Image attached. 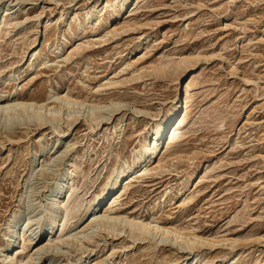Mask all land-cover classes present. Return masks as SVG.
<instances>
[{"label": "rangeland", "instance_id": "obj_1", "mask_svg": "<svg viewBox=\"0 0 264 264\" xmlns=\"http://www.w3.org/2000/svg\"><path fill=\"white\" fill-rule=\"evenodd\" d=\"M95 1L0 0V74L12 73L0 101L61 105L62 118L79 116L40 128L31 114H0V250L22 233L42 241L58 200L63 232L75 236L42 264L81 256V264H264V0H126L99 16L89 11ZM193 55L200 58L179 83L147 69ZM190 75L183 124L157 156L161 167L123 175L96 216L118 199L113 214L156 219L206 244L136 239L127 226L82 233L87 205L114 168L132 165L155 114L181 98ZM93 108L107 125L91 131L84 119ZM15 247L26 260L29 249Z\"/></svg>", "mask_w": 264, "mask_h": 264}, {"label": "bare ground", "instance_id": "obj_2", "mask_svg": "<svg viewBox=\"0 0 264 264\" xmlns=\"http://www.w3.org/2000/svg\"><path fill=\"white\" fill-rule=\"evenodd\" d=\"M125 2L126 0H102V2L99 4V0H96L95 2H93L92 5H90L89 11L90 12L94 11V13L97 16H99L100 14H102L104 10H106L109 6L115 3L120 4V6L123 8L124 5H126ZM91 16H92L91 14L90 16L87 14V19L89 20ZM4 21L6 20L2 19L0 22L4 23ZM34 55L35 54L33 53L30 57L33 58ZM199 58H200L199 55L182 56L178 60L171 62V64L161 65V64L155 63L156 65L149 66L147 67V69L150 70L149 74L173 75L175 76V79L179 83L180 80L184 77V75H186L187 72L190 70L191 63L194 60H197ZM6 74H0V84L5 83L11 79L12 73L10 75H6ZM192 78L193 76H191L190 79L186 82L185 88H184V94L181 96L180 99H176L172 101L170 106L168 107H161L158 110V112L155 114L156 118H154V121H153L154 125L151 129V132L148 134V138L145 137L142 140L140 144V148L138 149L137 154L134 157L132 165H128L124 161L121 162L120 164L118 163L119 166L114 168V170L111 172V175L109 176V179L106 182L105 186L101 187V193H98L95 196V198L87 205L86 213L90 212L89 217L91 218V220L89 219L90 221L81 228L82 233L85 234L86 229L88 230V228H93V227L94 228L97 227V228H101L105 230H108V229L109 230H124L125 227L127 226V229H129V232L133 234V237L136 236V239L137 238L144 239V238H147V236L149 237L152 236L151 239H153L154 237L158 236L160 237V240L162 239V241L164 240L168 241L170 245L176 244L177 246H182V244H184L190 250H193L194 248L198 246H202L206 244L205 241L207 240H203L202 237L196 235L195 233L187 231V230H186L187 232L181 231L178 228L176 229L166 224L160 223L161 221L159 222L156 219L150 220V221L149 220H137L135 218L131 219L128 217L120 216L119 214H113V209H114L113 206L115 205L114 204L115 201L118 199H113L112 201H110L111 203L108 202L112 198V196L107 200L108 202L107 204L109 203L110 204L105 210V212L100 214L99 216H96L97 211L99 210L100 206L104 202L105 198L108 197L109 193L114 192V194H117L119 188L121 187V184L119 183L123 175L127 174L128 177L126 178H130L133 176V174H136L138 172H141L142 174H146L147 172L151 170H156L161 167L162 165L161 159L156 160V158L158 155H160L161 149L173 144L178 137V131H179L180 126L183 124L186 108L188 106L187 103L189 102V98L193 90ZM58 98L64 103L68 104L70 102L67 95L58 96ZM182 105H184V107ZM121 108L123 107L121 106ZM121 108L120 106L118 107L116 106L115 108L113 106L112 110L110 109V112L111 111L115 112V110H118V109L121 110ZM95 109L94 111L91 110L90 119L88 118L84 119L88 123L89 125L88 128H90L91 131H94L95 128L96 127L98 128L100 125L102 126L104 124L107 125V121L105 120L106 114L101 113L102 111L96 112ZM61 110H62L61 105L59 106L55 105L53 107L51 106L48 107L44 103L35 102L33 100L19 101L16 99H10V100H7L6 102L0 101V114L1 115H4V116L11 115L12 116V115H17V113H20V114L25 113L24 115H27V118L29 119L32 116L35 120V123H36L35 125H37L40 128L43 125L47 124L49 121L52 122V120L54 119H58L59 121L63 120V123H66L67 126H71L72 124L76 123V121L79 119L78 115H75L69 111L67 113L66 118L64 119V117L62 118L61 116H59V113L61 112ZM122 110H127L125 109V105H124V109ZM108 115L110 117L109 118L107 117V120L110 119L111 116H113V115H110L109 112H108ZM103 118L105 121H103ZM57 131L60 132L61 130H57ZM37 154L38 153L35 152L34 155L31 156L30 165L34 164L35 157ZM72 171L73 170H71L70 172ZM70 179H72V177H70L69 180ZM68 183L69 182L67 181L65 184L66 188H68ZM59 193H61V188H59ZM63 197H65V195ZM56 198L59 199L61 197L60 196L58 197V195H56ZM57 201L58 200H56L55 203H53L54 201H52L51 208H49V211H50L49 214H51L50 220H51V223H54V225L47 232L44 238L46 239L47 236H49L46 243L41 244V242L44 239L40 241L39 235L36 238H31L29 236H25V233H22V235L19 234L18 241H17V238L10 239L9 243L2 250H0V262L2 264H42V262H40L41 258L43 260L44 258L48 257L49 255H51L50 251L53 252V250L56 248L57 250L55 252H58L59 243H64L66 242L67 239H69V237L75 236V234L73 235L70 234L67 236L63 232V225L65 224L64 223L65 212L64 210H59V211L57 210L58 213L56 214V211H55L56 208L61 209L59 204L56 205ZM229 241H230V244L232 245L235 243L234 240H229ZM15 245L18 247L21 245V250L23 251L26 248L29 249V253L26 254L27 255L26 260L25 259L23 260V258L21 257L17 258L16 255L13 254V250L16 248ZM82 257L83 256L80 257L77 264L82 263L81 261ZM85 260L86 259H84L83 261L85 262ZM89 262L90 261H88V264ZM222 263L223 262H220L219 264H222Z\"/></svg>", "mask_w": 264, "mask_h": 264}]
</instances>
